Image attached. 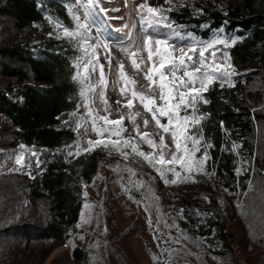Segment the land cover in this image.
Instances as JSON below:
<instances>
[{"label":"trees","instance_id":"1","mask_svg":"<svg viewBox=\"0 0 264 264\" xmlns=\"http://www.w3.org/2000/svg\"><path fill=\"white\" fill-rule=\"evenodd\" d=\"M158 9L199 38L226 41L228 47H218L227 52L236 74L223 88L220 82L210 85L203 93L208 103L197 105V115L204 117L199 125L204 148L196 155L202 157L206 149L208 174H188L176 165L188 182L177 178L167 184L206 190L213 211L197 229L174 208L145 195L146 180L138 170L135 176L128 168L120 170L126 194L150 206L144 219L152 242L144 250L157 264L153 256L159 264H264V0H227L224 10L215 0H177ZM73 13L65 0H0V149L34 145L54 150L33 176L0 172V264L21 259L22 252L8 254L11 238L14 245L40 241L51 246L81 232L86 187L110 154L102 147L71 157L59 151L79 139L75 130L54 126L62 111L74 110L80 101L82 83L73 77L84 50L79 35H64V29L77 32ZM166 176L174 178L171 172ZM229 198L244 207H234ZM95 219L98 230L108 229L106 216ZM211 226L220 232L216 247L198 238ZM127 233L121 228L113 241L101 238L97 247L75 243L71 257L83 264H141L120 242ZM227 237H233L238 255Z\"/></svg>","mask_w":264,"mask_h":264},{"label":"rangeland","instance_id":"2","mask_svg":"<svg viewBox=\"0 0 264 264\" xmlns=\"http://www.w3.org/2000/svg\"><path fill=\"white\" fill-rule=\"evenodd\" d=\"M176 1L177 0H96L95 4L88 5L99 27L103 29V31L98 32L97 27L91 23L88 25L91 29L92 36V39H90L88 43L92 45H96L97 42L102 43L100 46L96 47L94 56L91 55L92 50H88L89 58L96 60L98 57V62L95 64V71L89 68L87 75L90 79L85 83L81 82V91L87 86V83H91L97 91L89 93L87 101L80 95V101L74 110L62 111L59 114L60 116H57V121L54 124L55 127L71 128L75 130L79 136L78 140L59 149L66 157L73 156H70L69 152L76 153L77 146H79L81 152L88 147V140L95 141L98 139L96 133L92 130V117L87 115L85 104L88 103L92 108L93 115L108 116L111 120H118L123 117L122 126L126 131L121 133V138L134 139L139 149L149 154L150 158L154 157L155 159H159L158 149L154 152L153 148L140 140L134 129L138 127L140 133L146 132L150 134L151 138L155 140L157 144L159 143L160 135H164L165 142L170 146V150H165V157L171 158V152L175 151L172 145L171 135L163 133L162 130L157 128L155 122L152 120L151 113L144 110L138 99L134 100L132 109L123 107V105H126L127 100L131 98L133 89L137 92L148 94L149 82L145 79L144 73L150 65L147 63V52L143 49V38L145 34L152 35L154 38L169 40L173 48L177 50V54L180 48L187 49L194 43L203 46L218 40L217 37L209 40L199 38L190 30L184 29L182 26L174 24L169 20H161V25L168 23L172 25V28L161 26L148 29L147 33L142 31L140 15L147 16L148 13L146 10L142 13H138V7L140 5L146 4L147 6L158 9L165 5L173 4ZM226 1L227 0H215L222 10L225 9ZM65 2L69 10L77 14L83 22L85 20V9L83 7H78L76 5V0H65ZM145 28H147V25H145ZM57 32H61V30L58 28ZM129 32H131L132 35L131 40H129L128 37ZM174 32H178L179 35H174ZM38 39L39 36L34 37V40ZM103 44H107L108 47H103ZM149 46H152L151 42ZM216 48L220 49L218 45H216ZM132 52L137 53L135 57L137 60L140 58L144 59L145 64L141 66L142 70L138 71L133 68ZM224 53L227 54V52L220 49V52L217 53V60L222 61L226 59L227 64L230 65L228 55L225 58L223 55ZM82 57H85V53ZM209 60H211L210 56ZM120 64L124 65L126 77L129 80L135 81V84L129 83L125 86L124 81L119 77L118 69ZM101 66L103 67V76L106 81L105 86H101L100 84ZM231 69L234 70L232 67ZM78 71L82 74L84 73L82 65L78 67ZM178 75L182 76L183 73L180 72ZM227 83H231V80ZM121 88H125V93L122 94ZM100 90L104 91L107 105L100 99ZM105 107H107V111L104 110ZM130 113L135 118V123L129 119ZM145 120L149 121L147 127L144 125ZM78 123L82 125L79 129H77ZM161 123L166 124L167 119L162 118ZM107 135L108 134L105 133L103 138H107ZM111 138L117 139L115 136ZM7 149L10 148L0 150ZM53 151V149L47 148V153L43 162H32V164H24L22 162V165H17L15 161L18 156L14 155L5 162L4 165H6V167L0 168V172L17 171L33 176L42 170L49 154ZM126 151L131 153L130 148L126 149ZM109 153L110 154L103 161L102 167L93 182L86 187L88 199L87 202L83 204L81 214L83 213L84 216L82 218V215H80L79 223L82 231L62 244L51 246H49L47 242L40 241L26 242L21 246L14 245L17 241L11 238L13 242L12 246L7 249L8 254L11 253L16 256L18 252H22L21 259L14 264H83L71 257L70 251L75 243L80 246L97 247L101 238L103 240L110 239L113 241L114 235H116L117 231L121 228L125 230L128 229V233L122 235L120 242H125L129 246L137 261L141 264H157L149 260L144 250V247L150 246L152 242L151 235L147 231L144 219L146 214L145 204L131 199L121 185V177H119V174L120 170L125 168H130L133 172L138 170L146 180V190L143 191V193L149 196V198H155V200L166 209L174 208L180 218L186 221L192 228L197 229L198 225L204 222L205 218L212 213L213 206L205 189L182 184H164L163 180L159 178L160 175L156 169L145 161L144 158L136 154H131L128 159L125 160L115 151ZM7 164H10V166L7 167ZM117 166L119 171H114ZM121 166L126 167L120 168ZM205 197L208 199L206 200ZM229 200L234 207L238 205L237 198H233L232 200L229 198ZM85 205L89 207L86 208ZM100 213L107 217L109 224L108 229L105 227L101 229L107 230L108 234L101 229L98 230L95 226V218ZM240 228L242 231L243 228ZM224 230H226V228H224L223 231ZM198 238L210 247H216L221 244L220 232L217 226H211L208 233L199 235ZM227 239L231 241V245L236 251L235 254L238 255L239 251L234 244L233 237H227ZM239 261H242L240 257Z\"/></svg>","mask_w":264,"mask_h":264},{"label":"snow or ice","instance_id":"3","mask_svg":"<svg viewBox=\"0 0 264 264\" xmlns=\"http://www.w3.org/2000/svg\"><path fill=\"white\" fill-rule=\"evenodd\" d=\"M96 0H76V5L78 7H83L85 9L84 16L85 20L81 22L79 16L74 15V19L77 22V32H71L68 29H64V35L66 37H74L79 35L80 42L78 46L84 50L85 57L79 58L78 67L82 65L84 73L77 72L74 79H80L82 83L89 81L90 77L87 75L89 68L95 71V64L98 62V57L96 60L89 58V49L92 50L91 55H95L96 47L100 46L102 42H97L96 45L89 44L88 41L92 39L91 29L89 28V23L97 27L98 32H102L97 23L96 18L93 16L91 8L88 7L89 4H95ZM148 13L147 16L140 15L141 29L147 33L148 29L167 27L172 28L171 24L164 23L161 25V20H167L166 17L160 16L163 9H157L146 4H142L138 7V13L145 11ZM147 25V28H145ZM59 27V25H58ZM119 31V30H117ZM174 35H179L178 32H174ZM129 40H131V32L128 33ZM150 42L152 46L150 47ZM235 43V41H233ZM222 44L228 47L226 41L215 40L213 42L207 43L203 46L198 44H193L192 46L185 48H180L177 50L173 48L172 44L167 39L154 38L152 35L145 34L143 38V49L147 52V63L150 65L147 67V71L144 73L145 79L149 82L148 94L143 92H137L135 89L131 92V98L127 100V107L132 109L134 106V100L138 99L142 104L146 112L151 113L152 120L159 130L163 133L170 134L172 139V145L175 151L171 152V158L165 157V150H170V146L165 142L164 135H160L159 143L153 140L148 133H140L139 128L136 127L134 131L136 135L139 136L140 140L146 143L149 147L153 148L154 152L158 149L159 159L154 157L150 158L149 154L144 153L139 149L137 143L134 139H122L121 133L126 131L123 128V117L118 120H111L108 116L93 115L91 106L86 103L85 107L87 109V115L92 117V130L96 133L98 139L95 141L88 140V147L83 149L84 152H91L94 148H104L108 149L109 152L115 151L120 154L125 160L131 154H136L149 164H151L156 171L159 173L165 184H175L178 182L177 178H181L180 182H188V177H181V172L176 171V165H179L181 171H186L188 174L193 172L199 174H205V164L209 159L207 151L205 149L204 155L198 157L196 154L204 148L202 130L199 127L201 121L204 119L202 115H197L199 109L197 107L198 103L202 102L207 104L208 101L204 99L203 93L208 91L209 86L220 82V86L223 88L225 83L232 79V76L236 73L231 69V66L227 64L226 59L222 61L217 60V53L220 49L216 48V45ZM103 47L107 48V44H103ZM171 49V50H170ZM137 53L132 52V66L136 70H142V65L145 64L143 58L137 60ZM225 58L227 54H223ZM209 56L211 60H209ZM110 63V61H109ZM119 77L124 81L125 86L135 81L129 80L126 77L124 71V65H119ZM182 72L183 75H178ZM100 84L101 86L106 85V81L103 76V67L100 69ZM231 86V85H229ZM97 89L87 83V86L82 89L81 95L87 101L88 94L96 92ZM122 94L125 93V88H121ZM158 93V94H157ZM101 101L107 105V100L104 95V91L99 92ZM107 111V107L104 109ZM138 115V114H137ZM161 118H166L167 123H161ZM129 119L135 123V118L129 115ZM149 124L148 120L144 121L145 127ZM99 125V127H98ZM82 125L77 124V129ZM107 133V138H103L104 134ZM117 137V139H112L111 137ZM211 147V145H208ZM131 149V153L126 151V149ZM80 148L77 146L76 153L69 152V155H79ZM23 157H17L15 163L17 165H22ZM159 165V167H157ZM132 175H138L133 172L130 168L126 169ZM114 171H119L117 166ZM171 172L173 175L172 180H168L166 173ZM214 175V173H212ZM144 187L143 184L140 186ZM139 190V189H138ZM86 195V194H85ZM246 195V193H245ZM262 197H264V192H262ZM131 198V197H130ZM207 200L208 198L205 197ZM238 207L243 208V202H239ZM85 207H89L85 205ZM145 211H148L150 207L148 204L144 205ZM262 221H264V208H262ZM82 218L84 214L82 213ZM148 223L151 224L152 220L149 218ZM154 260L158 261V257L153 256Z\"/></svg>","mask_w":264,"mask_h":264},{"label":"bare ground","instance_id":"4","mask_svg":"<svg viewBox=\"0 0 264 264\" xmlns=\"http://www.w3.org/2000/svg\"><path fill=\"white\" fill-rule=\"evenodd\" d=\"M46 153L47 148L32 145H19L7 150H0V168L6 167V165H4L5 162L8 161L14 155H17L18 157H23L24 164H32V162H43ZM9 166L10 164H7V167Z\"/></svg>","mask_w":264,"mask_h":264},{"label":"water","instance_id":"5","mask_svg":"<svg viewBox=\"0 0 264 264\" xmlns=\"http://www.w3.org/2000/svg\"><path fill=\"white\" fill-rule=\"evenodd\" d=\"M44 148H47V147H44Z\"/></svg>","mask_w":264,"mask_h":264}]
</instances>
